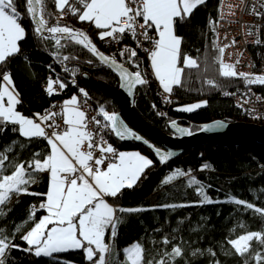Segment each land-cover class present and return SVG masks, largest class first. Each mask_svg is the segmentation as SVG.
Instances as JSON below:
<instances>
[{"label":"trees","instance_id":"trees-1","mask_svg":"<svg viewBox=\"0 0 264 264\" xmlns=\"http://www.w3.org/2000/svg\"><path fill=\"white\" fill-rule=\"evenodd\" d=\"M45 2L49 25L53 26L58 22L87 34L105 56L114 58L133 73H143L147 83L136 86L135 106L149 123L161 131L171 134L169 124L172 121L192 133L199 131L202 124L219 119L227 122H251L242 115L231 97L224 93L257 87V84L249 85L239 78H224L218 72L219 64L215 58L219 53L214 45H217L216 21L220 0H206L188 19L177 21L176 34L183 38L181 53L196 59L199 68L185 69L182 75L183 85L174 86L170 94L172 98L169 99L163 97V90L152 73L150 59L133 43L127 42L117 48L105 47L98 36L101 30L96 29L92 23L81 22L67 11L61 16L52 0ZM17 7L22 15L21 23L26 30V37L19 43L20 52L2 66L11 73L19 93L17 111L33 117L35 113H42L57 101H65L74 94L82 96L80 89H83L100 109L116 113L114 101L89 79L117 88L118 77L96 56L74 41L61 40L63 47H60L53 39H41L27 16L25 0H17ZM125 47L137 51V56L132 58L134 64L128 62L127 56L119 55ZM64 56L69 59L63 60ZM63 63L67 64L74 76L64 73L61 69ZM135 65H139V68ZM72 76L76 79L74 87L70 85ZM49 77L59 79L67 86L60 93L49 96L45 91ZM209 79L215 81L217 86L207 84ZM204 101L207 102L206 105L192 112L178 110ZM108 124V137L120 151H140L153 161L132 188L122 189L117 197H107L116 207L145 209L134 213H117L121 222L116 226V235L111 243L116 255L111 254L108 264H122L123 250L136 242L143 244L149 252L155 247H163L152 243L163 236L175 237L173 242L181 243L186 249L185 257L178 259L176 264H185V260L188 264H210L213 259H218L221 264H241L240 257L226 254L228 246L225 238H233L241 233L243 230L238 227L240 224L246 225L248 230L264 229V217L233 202L234 199H241L264 207V146H199L172 160L159 163L148 149L133 142L117 141L109 122ZM259 124L264 125L263 122ZM13 127L7 124L0 132V151L11 148L10 152H5L9 160L5 162L3 174H10L12 165L18 162L30 161L33 153L46 154L50 150L43 138L29 140L13 131ZM205 164L210 167L203 168ZM178 169L184 172L190 170V173L164 184L163 181ZM33 176L36 183H31L30 192H47L48 177L43 173H33ZM192 176L199 181V185H189L188 181ZM199 186H203L213 203H199L202 199L196 190ZM44 199L41 195L22 194L11 205L3 206L6 214L0 216V228L10 237L14 236L13 243L19 245L7 253L6 264H90L83 250L70 249L39 257L35 256L34 251L24 250L28 245L20 236L46 213L39 209V204ZM160 205L178 206L165 208L159 207ZM32 206L37 208L36 216L29 220ZM16 225L21 226V232H15ZM156 229L159 231H155ZM197 248L205 254L192 256L191 252ZM208 248L217 253L216 257H210L206 253Z\"/></svg>","mask_w":264,"mask_h":264},{"label":"snow or ice","instance_id":"snow-or-ice-1","mask_svg":"<svg viewBox=\"0 0 264 264\" xmlns=\"http://www.w3.org/2000/svg\"><path fill=\"white\" fill-rule=\"evenodd\" d=\"M57 11L61 14L70 12L81 22H89L99 29L98 36L101 40L106 38L119 39L124 34H130L134 39L139 35L149 41L150 49H145L149 54L151 68L155 78L165 93L171 94L173 86H182V75L185 69L199 68L197 60L181 53L182 37L176 34L177 21L188 19L198 8L204 5L206 0H52ZM26 13L35 24V32L43 36L44 32L61 34L68 39L82 45L102 63H110L115 67L121 79L125 82L129 91L137 85H145L147 79L141 71L129 72L118 64L114 58L105 56L99 52L87 34L76 31L67 25H49L45 0H25ZM245 0H239L236 5H228L230 14L236 11H244ZM254 15H264V0H257L250 6ZM223 18V17H222ZM22 15L17 7V0H0V132L7 124L13 125V131L29 140L43 138L49 146L45 153H33L32 159L27 162H18L12 165L10 174H3L6 161L11 148L0 151V216L6 214L3 211L13 194L41 195L45 199L39 204V209L46 211V215L34 222L20 239L26 242L28 248L25 251H34L35 256H50L55 252L67 250H83L85 258L90 264H108L112 253V246L105 242L106 232L110 231L112 237L116 235V226L121 222L117 213H134L144 211L141 208L115 207L107 202L105 197H117L124 188H132L140 179L145 169L149 168L153 161L147 159L138 152H117L100 134V128L95 133L89 129V118L81 109L77 95L63 102L61 112L45 110L43 114L35 113L33 117H27L17 111L20 103L19 93L15 88L12 75L5 67L7 61L20 52L19 43L26 37V30L21 23ZM142 21V23H141ZM149 30H154L156 35H150ZM213 31L215 28L213 27ZM249 35L252 32L249 31ZM47 38V37H43ZM260 43V40H256ZM57 46L61 45V39L56 38ZM236 41L233 40L232 44ZM140 43L137 47H141ZM230 45H214L219 55L215 58L219 64V75L224 78H239L247 84L264 85V74L237 72L235 64L224 61L225 48ZM119 55L127 56L128 62L134 64L132 58L137 56V51L125 47ZM64 56L63 60H68ZM239 63V61H236ZM139 68V65H135ZM207 84L216 87L215 81L209 79ZM122 84V87L125 86ZM56 85L64 89L67 85L59 79H47L46 93L51 96L56 93ZM80 92L87 97L88 93L83 89ZM225 95L234 93L225 92ZM257 99H261L257 97ZM248 101L245 100L244 103ZM206 101L179 108L180 111L192 112L206 105ZM53 107H57L53 105ZM104 121L110 122L111 131L121 138L136 136L130 129L119 123L116 114H109L103 108L100 109ZM61 116L63 127L57 123L55 117ZM96 125L101 121L91 118ZM119 125V126H118ZM102 127H109L105 124ZM171 127L177 132L192 135L187 128H179L175 121ZM46 129H52L51 132ZM99 137V140L96 137ZM145 143H147L145 141ZM99 152L97 156L95 153ZM160 162H166L171 152H161L156 149ZM110 154V155H108ZM107 161H110L106 163ZM208 164L203 168H209ZM33 173H48V190L45 193L28 192L27 186L36 183ZM189 172L176 170L168 176L163 183H171L178 176L189 175ZM189 185H199V181L190 177ZM197 192L202 197L199 203L211 204L214 201L205 193L203 186H199ZM237 205L251 210L260 217H264V207L234 199ZM178 205H160L159 207H177ZM37 208L32 206L29 220L36 216ZM51 226V227H50ZM243 231L233 238H225L228 246L226 254L241 258V264H264V229L248 230L246 225H238ZM155 231H159L156 229ZM232 231H235L233 229ZM15 232H21V226H15ZM13 237L5 234L0 228V264H6L7 253L18 248L13 243ZM175 237L163 236L159 241L153 240L155 247L151 252L140 242H136L123 250L122 264H176L178 259H183L186 249L181 243H174ZM170 246V248L168 247ZM210 257H216L213 249L205 250ZM199 248L191 252L192 256L204 255ZM185 264H188L185 260ZM210 264H221L218 259H213Z\"/></svg>","mask_w":264,"mask_h":264},{"label":"built area","instance_id":"built-area-1","mask_svg":"<svg viewBox=\"0 0 264 264\" xmlns=\"http://www.w3.org/2000/svg\"><path fill=\"white\" fill-rule=\"evenodd\" d=\"M238 3L239 0H220L216 21V43L221 47L224 45H230L225 48L223 58L226 63L235 64L237 72L264 74V15L257 16L251 12L250 6L257 3V0H245L246 7L244 11L237 10L235 15L230 14L228 5H236ZM140 31L141 30L138 29V34L135 39L130 34H124L120 36L119 39H113L111 37L106 38L105 40H102V44L108 48H117L127 42L133 43L136 47L137 44L140 43L142 46L137 48L149 58V54L145 49H150L152 45L149 41L144 40L143 36L139 35ZM149 31L150 35L155 37V31ZM249 31L252 32V35L248 34ZM233 40L236 41L235 44H232ZM256 40H260L261 42L256 43ZM236 61H239V63H236ZM61 69L65 74L74 76L66 63L62 64ZM73 76L70 80V85L74 87L76 85V79ZM46 87L47 85L45 86V89ZM55 87L57 89L56 93H60L61 89L58 88V85ZM231 93L234 94H230L229 97H231L234 104L244 117L253 123H264V85L257 84V87L238 89ZM163 97L164 99L172 98L169 93H165L164 91ZM257 97H260L261 99L258 100ZM78 99L80 101L79 106L86 112V115L89 118V129L95 133V130L99 127L101 130L100 134L103 135L104 139L111 144L117 152H121L116 145L111 143L108 137L109 127H102L103 125L108 124V122L104 121L102 114H100V108L88 96H78ZM245 100L248 102L244 103ZM53 105H56L57 107L54 108ZM62 105V101H57L45 110L61 112ZM45 110L41 114H43ZM92 117L100 120L101 125L98 126L91 121ZM55 120L57 123L61 124L62 128L65 127L63 126L61 116L55 117ZM46 130L49 132L52 131V129ZM96 139L99 140V137L97 136ZM95 154L98 156L99 152L97 151ZM108 162L110 161L106 160V163Z\"/></svg>","mask_w":264,"mask_h":264},{"label":"water","instance_id":"water-1","mask_svg":"<svg viewBox=\"0 0 264 264\" xmlns=\"http://www.w3.org/2000/svg\"><path fill=\"white\" fill-rule=\"evenodd\" d=\"M33 25L35 27L34 23ZM39 35L41 39L55 40L56 38H60L61 40L74 41L62 36L61 34H57L55 38L53 37V34L48 32H44L43 36L41 34ZM98 51L101 52L99 49ZM116 62L121 64L118 61ZM103 64L118 77L119 86L117 88H112L102 82L92 79L89 80L114 101L117 106V112L115 114L118 117L119 123H122L141 139L137 140L134 137L121 139L115 134V132H113L114 138L119 142H133L143 148L148 149L155 157L157 162L161 163L159 156L156 153V149H159L161 152H171L172 156L167 160L169 161L181 155L185 151L197 148L199 146L224 148H234L251 144H259L264 146V125L253 122H227L220 119L214 120L202 124L201 129L195 133H192V135L177 132L176 129L171 127L170 123L169 128L171 134L161 131L149 123L136 109V87L129 91L125 82L115 70V67L110 63ZM123 67L129 72H132L125 65H123ZM122 84H125V86L122 87ZM177 125L179 128H186L180 126L178 123ZM145 141L147 143H145Z\"/></svg>","mask_w":264,"mask_h":264},{"label":"rangeland","instance_id":"rangeland-1","mask_svg":"<svg viewBox=\"0 0 264 264\" xmlns=\"http://www.w3.org/2000/svg\"><path fill=\"white\" fill-rule=\"evenodd\" d=\"M74 95H77V94H74ZM77 97H78V95H77ZM70 99V98H69ZM201 103V102H200ZM22 114V113H21ZM111 114H113V113H111ZM114 114H115V112H114ZM27 117H29V116H27ZM110 123V122H109ZM257 124H259V123H257ZM121 152H132V151H121ZM134 152H138V153H140V151H134ZM141 155H143L142 153H140ZM144 157H146L147 159H149L146 155H143ZM137 183V182H136ZM27 188H28V192H30L31 190H32V185L31 184H29L28 186H27ZM20 195H22V194H19V195H16V194H13L12 196H11V199H10V201L7 203V205H11V203L15 200V199H17ZM105 199L107 200V202L109 203V204H111V205H113L106 197H105ZM113 206H115V205H113ZM47 213H45L44 215H46ZM43 215V216H44ZM42 216V217H43ZM51 227V226H50ZM113 238L114 237H112L111 236V234H110V231L108 232V238L106 239V237H105V242L106 243H109L111 246H112V241H113ZM116 251H115V249L113 250V246H112V255L113 256H115L116 255V253H115ZM111 256V255H110ZM110 258V257H109Z\"/></svg>","mask_w":264,"mask_h":264},{"label":"crops","instance_id":"crops-1","mask_svg":"<svg viewBox=\"0 0 264 264\" xmlns=\"http://www.w3.org/2000/svg\"><path fill=\"white\" fill-rule=\"evenodd\" d=\"M150 66H151V61H150ZM151 70H152V68H151ZM152 73H153V70H152ZM154 75V74H153ZM155 77V76H154ZM158 81V80H157ZM174 87V86H173ZM162 88V87H161ZM163 90V89H162ZM19 100H20V98H19ZM62 102H64V101H62ZM109 113V112H108ZM109 114H111V113H109ZM132 152H134V151H132ZM132 152H128V153H132ZM141 153V152H140ZM144 155V154H143ZM149 158V157H148ZM150 159V158H149ZM151 160V159H150ZM44 175H46L47 177H48V179H49V175H48V173H43ZM143 175V174H142ZM141 175V176H142ZM138 182V181H137ZM107 198V197H106ZM107 233L108 232H106V235H107ZM106 237V236H105ZM107 239V238H106Z\"/></svg>","mask_w":264,"mask_h":264},{"label":"bare ground","instance_id":"bare-ground-1","mask_svg":"<svg viewBox=\"0 0 264 264\" xmlns=\"http://www.w3.org/2000/svg\"><path fill=\"white\" fill-rule=\"evenodd\" d=\"M54 40V39H53Z\"/></svg>","mask_w":264,"mask_h":264}]
</instances>
